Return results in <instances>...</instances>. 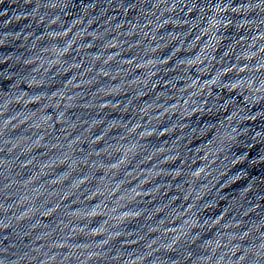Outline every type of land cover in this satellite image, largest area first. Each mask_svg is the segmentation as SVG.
Instances as JSON below:
<instances>
[{"label": "water", "instance_id": "obj_1", "mask_svg": "<svg viewBox=\"0 0 264 264\" xmlns=\"http://www.w3.org/2000/svg\"><path fill=\"white\" fill-rule=\"evenodd\" d=\"M0 264H264V0H0Z\"/></svg>", "mask_w": 264, "mask_h": 264}]
</instances>
